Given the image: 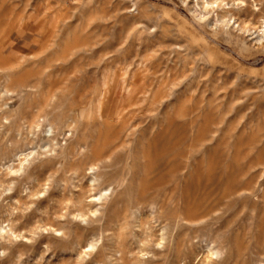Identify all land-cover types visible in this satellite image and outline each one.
Segmentation results:
<instances>
[{
	"label": "rangeland",
	"instance_id": "rangeland-1",
	"mask_svg": "<svg viewBox=\"0 0 264 264\" xmlns=\"http://www.w3.org/2000/svg\"><path fill=\"white\" fill-rule=\"evenodd\" d=\"M210 12L0 0V264H264V51Z\"/></svg>",
	"mask_w": 264,
	"mask_h": 264
},
{
	"label": "bare ground",
	"instance_id": "bare-ground-1",
	"mask_svg": "<svg viewBox=\"0 0 264 264\" xmlns=\"http://www.w3.org/2000/svg\"><path fill=\"white\" fill-rule=\"evenodd\" d=\"M202 1H203L204 11H208V12L211 11L214 14L215 12L220 11L221 13L225 14V16L219 17L220 13L219 14L216 13L214 17L212 16V18H210V23L213 24L215 27L217 26V24L222 22L220 21L221 20L220 18L232 17L231 12L238 11V13L236 12L237 16L235 17V19L233 18L234 20L232 22L231 28H234V31L236 30L238 34L239 33H242L243 35L246 34L247 37L249 38L255 35L254 37H252V41H254L259 46V48L264 51V5L261 4V0H202ZM250 15L257 17V20L255 22L253 21L254 23L252 24L248 23V18H250L249 17ZM229 19L227 21V24L222 23L221 25H225L226 27L228 23L231 22ZM250 21H252V19ZM229 32L227 33L229 34ZM51 132L52 129L50 125L49 133Z\"/></svg>",
	"mask_w": 264,
	"mask_h": 264
}]
</instances>
